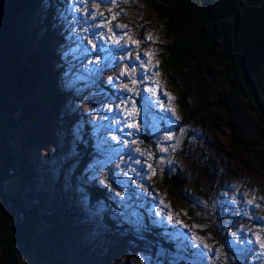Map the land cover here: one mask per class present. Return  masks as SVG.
I'll return each mask as SVG.
<instances>
[{"label":"rangeland","instance_id":"374dc122","mask_svg":"<svg viewBox=\"0 0 264 264\" xmlns=\"http://www.w3.org/2000/svg\"><path fill=\"white\" fill-rule=\"evenodd\" d=\"M56 13L54 71L67 97L49 121L16 131L40 179L6 184L44 202L41 243L22 264H264V121L236 69L203 55L166 73L164 23L145 0H66ZM43 97L37 88L32 100ZM217 102L233 106L252 152L232 150ZM177 169L188 180L180 188L169 180ZM158 229L171 246L147 234Z\"/></svg>","mask_w":264,"mask_h":264},{"label":"trees","instance_id":"16d2710c","mask_svg":"<svg viewBox=\"0 0 264 264\" xmlns=\"http://www.w3.org/2000/svg\"><path fill=\"white\" fill-rule=\"evenodd\" d=\"M66 0H24V9L19 16L20 39L28 67L35 73L37 88L43 91V105L30 100L22 105L14 103L8 87L0 79V264H22L24 253H29L41 243L40 227L47 220L41 214L44 202H34L31 196L19 197L7 191V182L16 179L29 186L40 179L39 175L26 167L24 152L15 145L17 128L24 121L44 118L50 120L52 110L63 104L67 95L56 81L58 71L54 65L59 57L51 46L59 43L55 29L59 19L56 9ZM147 6L164 23L167 44L163 46L162 68L166 73L182 70L199 57L229 62L236 69L242 85V96L251 100L252 111L264 121V112L253 100V87L261 102L264 100L259 87L264 77V0H145ZM248 4H251L248 6ZM242 14L237 52L233 41L234 21ZM223 45V48L221 47ZM237 54L246 64L251 79L247 77ZM200 88V80L192 77ZM253 83V86H252ZM36 88V89H37ZM50 90V91H49ZM49 91V92H48ZM187 95H181V103L189 110ZM55 99V100H54ZM59 105V106H58ZM58 106V107H57ZM213 107L224 110L228 119L230 147L236 153L252 152L251 142L234 118L235 109L230 104L213 103ZM46 107V110L44 109ZM57 107V108H56ZM193 115H190L192 120ZM37 132H42L39 123L33 122ZM30 145L38 144L35 135L25 129ZM262 147H264L262 145ZM19 150V151H18ZM95 201L104 200L105 192L96 186L88 188ZM16 217V222H15ZM56 221V220H54ZM48 223L54 225L51 220ZM158 231H149L154 243H166L158 237Z\"/></svg>","mask_w":264,"mask_h":264},{"label":"water","instance_id":"95a60500","mask_svg":"<svg viewBox=\"0 0 264 264\" xmlns=\"http://www.w3.org/2000/svg\"><path fill=\"white\" fill-rule=\"evenodd\" d=\"M251 4H248L250 6ZM24 9V0H0V79L8 87L11 98L16 104H24L32 100L37 88L35 73L28 67L25 61V53L20 39V19L19 16ZM242 14L239 13L234 21V44L237 52V34L241 22ZM241 62L247 85L251 79L244 59L237 54ZM253 86V83H252ZM253 100L259 109L264 112L261 99L253 87ZM150 135H145L144 140L150 141ZM170 183L174 188L186 185L188 180L181 169H177L170 177Z\"/></svg>","mask_w":264,"mask_h":264},{"label":"snow or ice","instance_id":"6c2138e0","mask_svg":"<svg viewBox=\"0 0 264 264\" xmlns=\"http://www.w3.org/2000/svg\"><path fill=\"white\" fill-rule=\"evenodd\" d=\"M262 246H264V245H262Z\"/></svg>","mask_w":264,"mask_h":264}]
</instances>
